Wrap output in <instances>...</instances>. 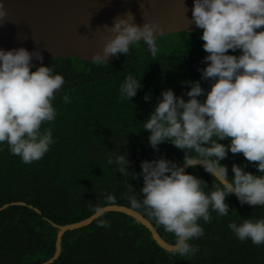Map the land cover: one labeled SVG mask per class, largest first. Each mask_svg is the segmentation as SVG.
Instances as JSON below:
<instances>
[{
	"label": "trees",
	"instance_id": "obj_1",
	"mask_svg": "<svg viewBox=\"0 0 264 264\" xmlns=\"http://www.w3.org/2000/svg\"><path fill=\"white\" fill-rule=\"evenodd\" d=\"M202 32L158 37L156 56L140 42L110 64L78 58H58L46 64L65 78L53 101L57 117L44 125L52 128L55 143L43 159L32 164L12 155L6 144L0 145V209L9 205L0 211V264L47 262L56 253L59 227L90 218L109 205L138 211L168 243H174L175 237L145 209L130 204L133 195L143 199L139 191L144 186L143 175L139 180L129 179L108 160L117 148L123 152L120 144L128 142L131 172L142 173V161L161 157L183 164L185 153L172 144L162 143L158 152L150 146V132L143 130L142 122L154 111L164 90L172 88L187 100L190 87L183 82L199 80L203 88H210V82L201 79L200 69L206 67L208 55ZM129 74L142 79L143 88L132 101H121L120 86ZM65 94L70 103L64 102ZM146 94L150 99H145ZM222 163L228 166L230 179L233 164L247 165L246 171L264 175L258 173V162H248L242 153L229 152ZM188 173L207 182L206 193L214 190V178L202 167L190 168ZM226 202L233 210L228 216L210 209V222L199 221L204 235L191 241L199 249L195 255H173L155 242L143 224L124 213L109 212L86 227L65 233L61 255L53 264H264V245L241 242L228 227L233 221L264 218V207L242 206L234 195Z\"/></svg>",
	"mask_w": 264,
	"mask_h": 264
},
{
	"label": "clouds",
	"instance_id": "obj_2",
	"mask_svg": "<svg viewBox=\"0 0 264 264\" xmlns=\"http://www.w3.org/2000/svg\"><path fill=\"white\" fill-rule=\"evenodd\" d=\"M6 16L0 2V22ZM134 19L129 12L114 18L112 26L105 25L114 36L92 59L107 64L112 56H126L140 42L156 56L160 25L150 21L138 25ZM191 21L203 30L208 55L200 71L210 88H203L199 80L183 82L190 87L187 100L168 88L142 122L143 130L150 132V146L158 152L162 143L172 144L185 153L183 164L161 157L142 161V173L131 172L128 142L120 144L123 152L117 148L108 160L129 179L143 175L144 186L139 190L143 199L133 195L130 204L145 209L175 237L172 254L181 257L198 252L191 241L204 235L199 221L210 222V209L221 216L233 211L226 202L229 196L235 194L242 206L264 207V175L246 171L247 165L233 164L230 179L228 166L222 163L229 152L242 153L248 162H258V173H264V0H194ZM43 60L39 50L0 48V145L6 144L25 164L43 159L55 143L52 128L44 125L57 117L53 101L65 78ZM34 61H40V66ZM141 80L127 75L120 86L121 101H132L143 88ZM63 100L71 102L67 94ZM197 166L214 178L210 193L205 192V180L186 172ZM124 182L135 192L128 180ZM228 227L241 242L264 245V218L233 221Z\"/></svg>",
	"mask_w": 264,
	"mask_h": 264
},
{
	"label": "water",
	"instance_id": "obj_3",
	"mask_svg": "<svg viewBox=\"0 0 264 264\" xmlns=\"http://www.w3.org/2000/svg\"><path fill=\"white\" fill-rule=\"evenodd\" d=\"M0 2L7 10V16L0 22V48L11 50L24 47L29 51L39 50L44 56V65L58 58L95 61L92 59L93 56L102 52L107 40L114 36V33L104 26H112L114 18L123 17L129 12L134 15V23L138 25L149 21L159 24L162 31L158 33L157 38L183 31L192 33L199 30L191 21L194 0H0ZM116 59L117 56H112L107 64ZM34 64L38 67L40 61H34ZM190 168H187L186 172ZM8 206L5 205L0 211ZM109 212H120L134 218L151 232L152 238L162 249L172 251L173 244L168 243L141 213L127 206L109 205L99 209L90 218L59 227L56 253L43 264H53L60 257L65 233L86 227Z\"/></svg>",
	"mask_w": 264,
	"mask_h": 264
}]
</instances>
